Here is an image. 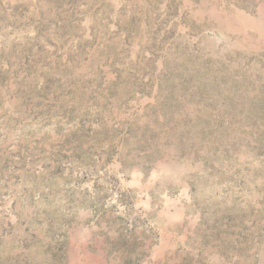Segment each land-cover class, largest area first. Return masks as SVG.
Listing matches in <instances>:
<instances>
[{
  "label": "rangeland",
  "instance_id": "1",
  "mask_svg": "<svg viewBox=\"0 0 264 264\" xmlns=\"http://www.w3.org/2000/svg\"><path fill=\"white\" fill-rule=\"evenodd\" d=\"M0 264H264V0H0Z\"/></svg>",
  "mask_w": 264,
  "mask_h": 264
}]
</instances>
